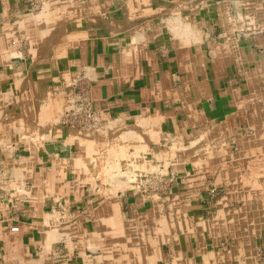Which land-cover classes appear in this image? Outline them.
I'll return each mask as SVG.
<instances>
[{"label":"crops","instance_id":"1","mask_svg":"<svg viewBox=\"0 0 264 264\" xmlns=\"http://www.w3.org/2000/svg\"><path fill=\"white\" fill-rule=\"evenodd\" d=\"M0 264H264V0H0Z\"/></svg>","mask_w":264,"mask_h":264},{"label":"rangeland","instance_id":"2","mask_svg":"<svg viewBox=\"0 0 264 264\" xmlns=\"http://www.w3.org/2000/svg\"><path fill=\"white\" fill-rule=\"evenodd\" d=\"M65 93L66 94L64 97V106L58 118L61 125L68 128L79 129V130L91 128L93 125L92 124L93 119L90 121L88 120L85 121L83 119L88 109L84 107L76 106V103H80L81 101H87L88 98L87 93L79 88L77 89L70 88L69 91ZM66 116H71L73 120H76V123H65ZM252 128H248L247 130V133L250 134L251 136L254 135L255 132L254 128L253 129ZM105 174L103 173L100 174V178L103 179L104 181L102 180L101 183H98L96 189L101 193H104L105 184L106 183L108 184V182L111 186H113L112 192H114L115 190H125V188L128 187H135L137 190H139V193L155 194L164 198L170 196L172 194V191L175 189L172 184L173 183L172 173L171 171H167V170L148 169L142 172L139 171V173L115 171ZM123 177L124 179L122 180ZM82 190L84 192V195L87 197L89 193V189L85 187ZM223 190L224 189H221L220 187H215L214 185L209 184L205 189L203 195L206 205H210L211 202H214L216 198L220 197L223 194ZM235 206L236 205L233 204L230 205L231 208H236ZM229 241L230 239L225 238L222 244L227 245ZM262 253H259L258 256L262 257L263 256Z\"/></svg>","mask_w":264,"mask_h":264},{"label":"built area","instance_id":"3","mask_svg":"<svg viewBox=\"0 0 264 264\" xmlns=\"http://www.w3.org/2000/svg\"><path fill=\"white\" fill-rule=\"evenodd\" d=\"M76 106L78 107V106H80V107H84V108H86V109H88L87 110V112H86V115H84V117H83V119L85 120V121H90V120H92L93 119V112L92 111H90L91 109H90V107L88 106V103H87V101H81L80 103H76ZM92 112V113H91ZM65 123H76V120H73V118L71 117V116H66V120H65ZM77 123H78V120H77Z\"/></svg>","mask_w":264,"mask_h":264},{"label":"bare ground","instance_id":"4","mask_svg":"<svg viewBox=\"0 0 264 264\" xmlns=\"http://www.w3.org/2000/svg\"><path fill=\"white\" fill-rule=\"evenodd\" d=\"M105 170V169H104ZM106 175V174H105ZM116 177V176H115ZM111 178H113V177H111ZM260 178V177H259ZM90 180V179H89ZM104 181V180H103ZM121 183V182H120ZM119 185V184H118ZM123 185V184H122ZM122 187V186H121ZM112 191V190H111ZM115 192V191H114ZM113 195V194H112ZM61 206V205H60ZM57 233V232H56ZM93 249V248H92Z\"/></svg>","mask_w":264,"mask_h":264}]
</instances>
